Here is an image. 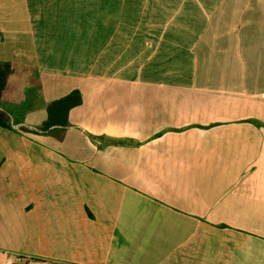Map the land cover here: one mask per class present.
Masks as SVG:
<instances>
[{"label": "crops", "instance_id": "0c3cea01", "mask_svg": "<svg viewBox=\"0 0 264 264\" xmlns=\"http://www.w3.org/2000/svg\"><path fill=\"white\" fill-rule=\"evenodd\" d=\"M0 62V264H264V0H0Z\"/></svg>", "mask_w": 264, "mask_h": 264}, {"label": "trees", "instance_id": "16d2710c", "mask_svg": "<svg viewBox=\"0 0 264 264\" xmlns=\"http://www.w3.org/2000/svg\"><path fill=\"white\" fill-rule=\"evenodd\" d=\"M8 63L0 62V96L5 87L6 76L8 72ZM81 102V96L78 90H73L68 95L50 102L47 105L48 117L46 121L38 126L31 128L35 131L45 132L52 126H65L67 125V112L68 110ZM13 120L10 115L0 107V126L11 128Z\"/></svg>", "mask_w": 264, "mask_h": 264}]
</instances>
